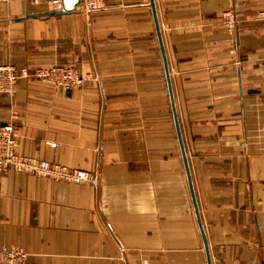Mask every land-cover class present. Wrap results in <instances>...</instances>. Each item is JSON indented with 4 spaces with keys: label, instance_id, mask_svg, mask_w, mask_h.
<instances>
[{
    "label": "crops",
    "instance_id": "obj_1",
    "mask_svg": "<svg viewBox=\"0 0 264 264\" xmlns=\"http://www.w3.org/2000/svg\"><path fill=\"white\" fill-rule=\"evenodd\" d=\"M106 3L51 18L0 4V66L87 78L71 92L20 80L0 125L16 124L19 154L98 179L0 174V248L29 264H208L150 0ZM156 4L212 264H264V0Z\"/></svg>",
    "mask_w": 264,
    "mask_h": 264
},
{
    "label": "built area",
    "instance_id": "obj_2",
    "mask_svg": "<svg viewBox=\"0 0 264 264\" xmlns=\"http://www.w3.org/2000/svg\"><path fill=\"white\" fill-rule=\"evenodd\" d=\"M10 1L0 0V4H6ZM23 1L28 6L38 7L45 5L51 11H58L64 8L65 0ZM106 8V0H79L76 10L89 15ZM222 23L230 32L236 30L238 22L233 7L223 14ZM22 79L45 81L66 91L82 89L87 85V78L77 68L71 66L53 65L32 70L0 66V95L15 96L18 91L19 81ZM17 137L18 128L16 124L7 123L0 125V174L9 169H14L20 173L31 174L40 178H52L56 181L71 184H97L98 179L91 172L54 165L37 158L19 154ZM0 264H29L28 254L22 250L0 248Z\"/></svg>",
    "mask_w": 264,
    "mask_h": 264
},
{
    "label": "water",
    "instance_id": "obj_3",
    "mask_svg": "<svg viewBox=\"0 0 264 264\" xmlns=\"http://www.w3.org/2000/svg\"><path fill=\"white\" fill-rule=\"evenodd\" d=\"M78 4H79V0H65L64 1V8L62 10L49 11V12L34 14V15L29 16V18H51V17L64 16V15H67L68 13L75 12ZM150 7L152 9L153 18H154L155 27H156V32H157V37L159 40V45L161 48L162 57H163V61H164L165 73H166L168 90H169V97H170V102H171V108H172L173 118H174V122H175L176 132H177V136H178V141H179V145H180V149H181V154H182L184 165H185V171H186V175H187V179H188L189 189H190V193H191V197H192V201H193V205H194L199 229H200V232H201V235L203 238L205 251L207 254L208 264H212L210 247H209L207 235H206L205 228L203 226V222H202V218H201V213H200L199 204L197 201V196H196V192H195V188H194V184H193V179H192L191 168H190L189 159H188V155H187V150L185 147V143H184V139H183V133L181 130V125H180V121H179V117H178V113H177V106H176L175 95H174V91H173L171 72H170L169 62H168L167 54H166V50H165V44H164L161 25H160V21H159L156 0H150ZM69 92H71V90H69Z\"/></svg>",
    "mask_w": 264,
    "mask_h": 264
}]
</instances>
